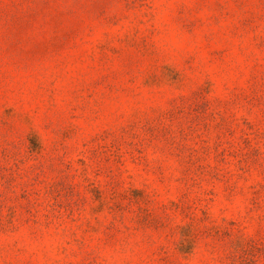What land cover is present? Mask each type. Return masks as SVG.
Wrapping results in <instances>:
<instances>
[{
    "label": "rangeland",
    "instance_id": "374dc122",
    "mask_svg": "<svg viewBox=\"0 0 264 264\" xmlns=\"http://www.w3.org/2000/svg\"><path fill=\"white\" fill-rule=\"evenodd\" d=\"M0 264H264V0H0Z\"/></svg>",
    "mask_w": 264,
    "mask_h": 264
}]
</instances>
